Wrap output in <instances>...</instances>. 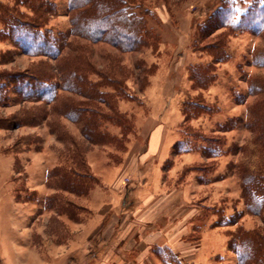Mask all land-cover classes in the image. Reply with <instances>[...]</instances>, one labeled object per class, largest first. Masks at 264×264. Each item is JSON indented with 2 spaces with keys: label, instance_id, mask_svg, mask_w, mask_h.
Returning a JSON list of instances; mask_svg holds the SVG:
<instances>
[{
  "label": "rangeland",
  "instance_id": "1",
  "mask_svg": "<svg viewBox=\"0 0 264 264\" xmlns=\"http://www.w3.org/2000/svg\"><path fill=\"white\" fill-rule=\"evenodd\" d=\"M52 1L59 15L47 27L65 32L67 0ZM134 1L149 11L146 46L122 52L71 37V47L82 45L87 82L98 87L73 89L64 78L63 90L58 68L72 51L57 59L21 53L1 21L15 2L0 0V264H91L89 255L101 247L95 234L102 231L109 241L118 228L95 229L91 192L103 186L101 176H111L125 192L121 203L130 202L126 193L140 186L147 166H162L166 185L186 183L184 208L197 206L202 221L213 224L215 234L201 249L209 264H237L226 245L229 232L260 227L264 233L263 216L250 215L243 198L244 186L256 179L264 193V133L259 139L261 131L250 126L257 97L249 91L252 79L264 76V26L259 33L232 32L229 23L208 29L222 0ZM233 1L231 23L251 4L264 5ZM217 49L224 61L215 63L212 81L194 86L191 69L211 62ZM34 73L42 74L36 86L49 94L25 100L32 88L16 80ZM93 108L103 115L96 128L84 125ZM203 147L209 157L201 155Z\"/></svg>",
  "mask_w": 264,
  "mask_h": 264
},
{
  "label": "trees",
  "instance_id": "2",
  "mask_svg": "<svg viewBox=\"0 0 264 264\" xmlns=\"http://www.w3.org/2000/svg\"><path fill=\"white\" fill-rule=\"evenodd\" d=\"M14 2L15 6L12 9L3 10L4 16L1 21L5 25V38L10 39L21 53L57 59L64 49L68 48L72 51L70 58L62 61L58 68L63 90L68 89L67 86H64L67 81L70 83L68 86L73 89L83 87V85L87 86V89H93L96 85L87 82L86 75L89 65L84 62L80 55L83 49L82 45L79 46L75 43L71 47V37L81 38L92 43L106 42L122 52L136 51L146 46L151 37V28L148 26L147 19L149 11L142 10L139 3L136 4L134 0H67L70 26L65 32H54L52 28L47 27L50 19L59 15L58 6L54 1L14 0ZM20 6L30 9L31 14L20 11L18 9ZM234 13V1L222 0L221 7L211 14L206 27L214 30L229 23V29L232 32L259 33L264 26V5L259 7L251 4L239 14L235 23H231L230 16ZM217 50L211 62L195 64L191 69L190 75L194 81V86L206 88L208 83L212 81L209 75L212 74L215 63L224 61L223 54L219 49ZM97 75L102 79L101 75ZM40 77H42L41 73H34L29 78L22 74L21 78L16 80L18 84L28 82L26 83L27 87L32 88L31 91L29 90L30 93L23 95L25 100H42L44 92L49 94V91L44 90L42 93L36 86L42 81ZM64 78L67 80L66 82ZM45 81L47 82V79ZM251 82L249 91L257 97V100L250 107V126L261 131L259 138L264 133V76H255ZM113 84L119 85L116 81ZM102 116L93 108L88 111L84 125L96 128V121L98 117ZM116 119L121 120L122 117L118 116ZM90 133V130L85 133L88 140L92 138ZM96 136H100V133H96ZM200 151L203 157L211 155V151L205 147L201 148ZM257 181L258 179L244 186L243 198L247 201L248 213L255 216L262 215L264 219V193L260 190ZM226 245L228 250L236 254L237 264H264V233L262 228L249 230L240 227L236 231L229 232ZM153 250L161 259L162 264H188L180 262L167 249L155 247Z\"/></svg>",
  "mask_w": 264,
  "mask_h": 264
},
{
  "label": "crops",
  "instance_id": "3",
  "mask_svg": "<svg viewBox=\"0 0 264 264\" xmlns=\"http://www.w3.org/2000/svg\"><path fill=\"white\" fill-rule=\"evenodd\" d=\"M147 161H150L149 156ZM159 167H145L140 186L126 193L131 200L129 202L125 198L123 204L121 197L125 196V192L119 185L115 186L111 176H101L103 186L95 187L88 201L94 213V226L95 229L100 226V230L109 225H117L118 228L109 241H105L102 231L95 234V240L100 241L101 247H96L89 255L93 257L91 264H161V259L153 250L155 247L171 251L182 263L209 264V256L201 249L211 238L210 234H215L213 224L208 225L207 218L202 221L205 216L197 206L184 208L189 198L186 183L175 181L166 185V171ZM131 203L133 205L129 206ZM186 209L198 213L187 212L186 217ZM186 223L189 226L184 234L180 228ZM191 247H194L193 253L187 255L183 252Z\"/></svg>",
  "mask_w": 264,
  "mask_h": 264
}]
</instances>
